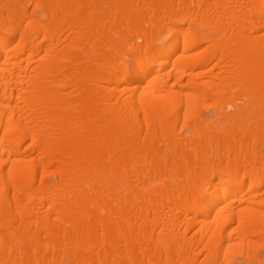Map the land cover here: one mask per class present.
Wrapping results in <instances>:
<instances>
[{
    "label": "bare ground",
    "instance_id": "1",
    "mask_svg": "<svg viewBox=\"0 0 264 264\" xmlns=\"http://www.w3.org/2000/svg\"><path fill=\"white\" fill-rule=\"evenodd\" d=\"M0 264H264V0H0Z\"/></svg>",
    "mask_w": 264,
    "mask_h": 264
}]
</instances>
